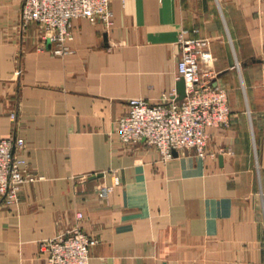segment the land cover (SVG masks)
Wrapping results in <instances>:
<instances>
[{"label":"crops","instance_id":"crops-1","mask_svg":"<svg viewBox=\"0 0 264 264\" xmlns=\"http://www.w3.org/2000/svg\"><path fill=\"white\" fill-rule=\"evenodd\" d=\"M111 7L109 23L73 19L55 53L22 0H0V137H24L33 176L0 202V264H48L41 242L74 227L97 238V264H264V0ZM183 29L208 39L232 114L205 157L163 158L116 127L130 97L177 92Z\"/></svg>","mask_w":264,"mask_h":264},{"label":"built area","instance_id":"built-area-1","mask_svg":"<svg viewBox=\"0 0 264 264\" xmlns=\"http://www.w3.org/2000/svg\"><path fill=\"white\" fill-rule=\"evenodd\" d=\"M112 1L22 0V20L42 25L46 29L45 41L55 53H63L69 49L67 41L73 19L90 17L109 23L113 16ZM178 43L177 77L184 78L186 95L180 99L175 92L157 102L143 96L130 97L127 111L117 121L116 133L125 143L145 139L163 158L173 156L174 150L184 149H194L197 155L205 157L209 153V129L230 124L228 90L211 79L207 66L213 54L207 38L191 36L183 29ZM16 116L12 111L11 117ZM24 151V137H0V202L13 203L23 183L33 178ZM113 188V184H105L99 194L107 197ZM96 242L95 236L74 227L44 239L40 252L48 264H97L91 258Z\"/></svg>","mask_w":264,"mask_h":264},{"label":"water","instance_id":"water-1","mask_svg":"<svg viewBox=\"0 0 264 264\" xmlns=\"http://www.w3.org/2000/svg\"><path fill=\"white\" fill-rule=\"evenodd\" d=\"M105 34V38H106ZM177 93H178V98L182 99L186 95V86H185V80L184 78H180L177 82ZM173 154L177 155L178 151L174 150ZM220 159L222 160V156L220 155ZM101 175V173H100Z\"/></svg>","mask_w":264,"mask_h":264}]
</instances>
